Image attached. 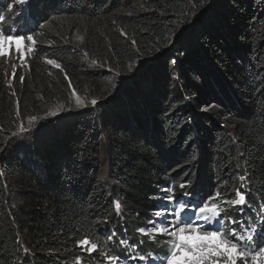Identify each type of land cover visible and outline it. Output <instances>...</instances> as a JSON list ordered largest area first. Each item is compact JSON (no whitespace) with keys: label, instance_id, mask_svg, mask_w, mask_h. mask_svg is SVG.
I'll return each instance as SVG.
<instances>
[{"label":"trees","instance_id":"trees-1","mask_svg":"<svg viewBox=\"0 0 264 264\" xmlns=\"http://www.w3.org/2000/svg\"><path fill=\"white\" fill-rule=\"evenodd\" d=\"M15 24L36 43L15 77L0 69V264L163 253L169 239L138 229L189 179L222 199L250 193L226 223L264 220V0H31Z\"/></svg>","mask_w":264,"mask_h":264},{"label":"snow or ice","instance_id":"snow-or-ice-1","mask_svg":"<svg viewBox=\"0 0 264 264\" xmlns=\"http://www.w3.org/2000/svg\"><path fill=\"white\" fill-rule=\"evenodd\" d=\"M31 0H20L22 4H29ZM203 2V0H201ZM11 9V5H9ZM4 20L0 16V22ZM36 40L32 30L26 31L24 34L13 32L11 26L6 30L0 27V57L5 60L9 59L15 54L18 61H24L26 53L32 51L29 45H35ZM135 43V41H133ZM49 64H55L56 68L61 66L55 60H48ZM147 62H145L146 64ZM22 66V65H21ZM17 64H12V76L15 77ZM145 65H141L137 69V74L146 71ZM66 75V73H65ZM23 81V77H19ZM71 81L69 80V84ZM72 96L75 98L77 107L89 106L77 93L75 88L71 90ZM99 103L97 99H91L90 105L95 106ZM215 107L209 105L204 111ZM63 110V107L60 108ZM51 115H56L52 112ZM38 120L36 116L28 118L29 124ZM46 125L41 126V131ZM3 126L0 125V131ZM29 129L24 127L23 122L20 123L19 131L25 132ZM12 136H18L17 132L10 133ZM3 149L0 148V151ZM239 179L243 182L246 176H240ZM181 189L189 188V191H184L177 198L170 186L163 189L161 199L167 203H161L154 213V219L149 221L151 225L148 229L143 227L138 229V232L143 235H165L169 238V247L165 252L160 254L137 255V256H123L107 255V261L122 264L123 260L131 259L133 264H264V220L257 218L258 227H252L251 222H248V227H243L244 222H240L241 232L237 231V227H227L226 219L227 212L225 208L220 206L218 202L222 197V191L217 188L212 194H206L200 183L195 187H191V181L186 180L179 185ZM247 191V190H246ZM235 196L237 199H224V204L246 205L248 195L236 190ZM114 206L117 211L121 208L119 200L114 201ZM227 223L237 225V221L228 220ZM112 237L109 236L108 240ZM259 241V244H256ZM121 241V244H125ZM79 248L86 251L89 255L98 249L96 243H92L90 239L85 236L83 239L76 241ZM143 245V241L140 242ZM128 247H135L128 245ZM80 258L77 257L79 262Z\"/></svg>","mask_w":264,"mask_h":264},{"label":"rangeland","instance_id":"rangeland-1","mask_svg":"<svg viewBox=\"0 0 264 264\" xmlns=\"http://www.w3.org/2000/svg\"><path fill=\"white\" fill-rule=\"evenodd\" d=\"M16 4H17L16 8H12V9H10L7 12V14H6L7 17L6 18H5V15H2L4 17V21H7L8 20L10 22V24L11 23L13 24L12 30H13L14 33L16 32L15 29H14L15 28V25H16L15 23L21 19V16L23 17V16H26L27 15V9H28V4H22V3H20V0H16ZM0 27H3L6 30L5 25L2 24L1 22H0ZM29 46L32 48V51H29V52L26 53V58L22 62L21 61H18L16 59L15 54H13L7 60H5L4 58L0 57V69L3 70V71H5V75H6L7 79H10L12 77V71H13L12 64L13 63H16L17 64L16 69L17 68H22V69L23 68H25V69L27 68L28 63H29V60L32 58L33 53H34V49H35V45H29ZM101 157H102V160H103V163H104V169H105L104 171L106 172V169L108 167V164L106 162V156H103L102 155ZM224 199H226V197H224L223 199L220 198V200L218 202L220 203L221 207L226 208L225 205L228 206L229 204L222 203L221 201L224 200ZM236 199H237V197H236ZM238 206L241 207L242 205H235V206H233V208H236ZM117 213H118V216H119L120 219L126 220V213H127V211H126V209L124 207L121 206L120 210L117 211ZM153 219H154V215H152L150 217V221H152ZM150 226L146 227L145 229H148ZM226 226L227 227H234L235 225L234 226H231L230 223H226ZM235 227H237V226H235ZM237 230H241V228L240 227H237ZM139 234L141 235V237L143 239H145V238H152V237H155V236H163L164 238H166V240L169 239L167 236L160 235V234H157V235H151V234H149V235H143L141 233H139ZM20 238L23 239V237H20ZM155 240L157 242H161L163 239L160 238V237H157V238H155ZM258 243H259V241H258ZM23 247L26 248L25 246H23ZM125 247L126 248L128 247V243H125ZM133 252L134 251L131 249V253H133ZM106 257L107 256H105L104 254L102 255V257H101V259H102V262L101 263L102 264H116V262H109V261H107V258ZM122 264H124L123 261H122Z\"/></svg>","mask_w":264,"mask_h":264}]
</instances>
